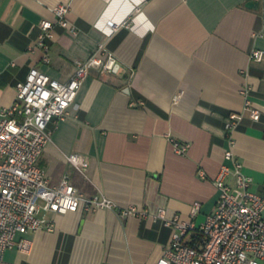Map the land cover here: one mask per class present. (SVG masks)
I'll return each instance as SVG.
<instances>
[{"label": "crops", "instance_id": "0c3cea01", "mask_svg": "<svg viewBox=\"0 0 264 264\" xmlns=\"http://www.w3.org/2000/svg\"><path fill=\"white\" fill-rule=\"evenodd\" d=\"M68 4L78 32L56 25L50 62L32 49L44 19ZM105 43L121 63L118 73L92 69L66 119L49 127L52 141L39 165L50 182L65 177L87 196L102 195L120 207L137 205L190 219L202 203L200 225L215 211L214 182L233 147L235 158L264 194V0H0V100L11 106L32 67L69 81L77 61ZM249 85L261 111L245 112L231 146L226 123L243 112ZM179 96L176 101L175 97ZM173 139L187 141L185 154ZM88 160L86 174L67 158ZM233 181V177L228 178ZM55 228L27 233L28 251L8 249L19 264H157L174 228L154 216L122 217L116 210L82 207L42 211ZM21 237V236H20Z\"/></svg>", "mask_w": 264, "mask_h": 264}, {"label": "built area", "instance_id": "2783aa9c", "mask_svg": "<svg viewBox=\"0 0 264 264\" xmlns=\"http://www.w3.org/2000/svg\"><path fill=\"white\" fill-rule=\"evenodd\" d=\"M56 20L44 19L40 23L37 43L32 49L44 52L43 60L50 62V40L56 25L73 33L77 27L70 21V6L60 4L54 8ZM255 61L264 59V49L251 51ZM92 69L118 73L121 63L105 43L87 59L77 61L75 74L69 81L52 78L38 67H32L25 81L18 84L15 102L4 107L0 100V264H19L5 258L8 249L18 247L28 251L31 241L23 235L39 229L53 230V220L42 216L43 210L66 213L82 207L86 211L109 208L122 217L136 215L163 219L174 228L170 244L157 264H264V194L251 189L253 178L244 171V164L236 160L233 147L226 151V159L234 165L223 164L214 182L219 198L214 212L198 225L202 203L195 201L190 219L180 214L168 216L165 208L151 213L137 205L118 206L112 199L87 196L68 177L53 185L46 171L39 165L53 131L54 120L66 119L84 80ZM243 112H233L226 123L231 146L235 144L234 130L249 112L253 119L261 111L251 98V87L244 86ZM179 96L175 97L177 101ZM175 150L185 154L190 143L173 139ZM68 160L86 174L89 162L78 153L67 155ZM233 177V181L228 178ZM21 236V237H20ZM195 240L196 244L192 243Z\"/></svg>", "mask_w": 264, "mask_h": 264}, {"label": "trees", "instance_id": "16d2710c", "mask_svg": "<svg viewBox=\"0 0 264 264\" xmlns=\"http://www.w3.org/2000/svg\"><path fill=\"white\" fill-rule=\"evenodd\" d=\"M192 243L196 244V241H195V240H193V241H192Z\"/></svg>", "mask_w": 264, "mask_h": 264}, {"label": "rangeland", "instance_id": "374dc122", "mask_svg": "<svg viewBox=\"0 0 264 264\" xmlns=\"http://www.w3.org/2000/svg\"><path fill=\"white\" fill-rule=\"evenodd\" d=\"M43 214V213H42Z\"/></svg>", "mask_w": 264, "mask_h": 264}]
</instances>
